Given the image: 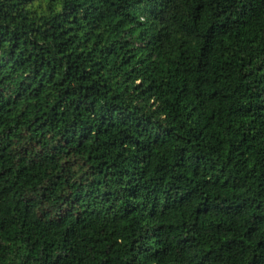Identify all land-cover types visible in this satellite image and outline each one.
I'll list each match as a JSON object with an SVG mask.
<instances>
[{
    "label": "trees",
    "instance_id": "trees-1",
    "mask_svg": "<svg viewBox=\"0 0 264 264\" xmlns=\"http://www.w3.org/2000/svg\"><path fill=\"white\" fill-rule=\"evenodd\" d=\"M0 264H264V0H0Z\"/></svg>",
    "mask_w": 264,
    "mask_h": 264
}]
</instances>
